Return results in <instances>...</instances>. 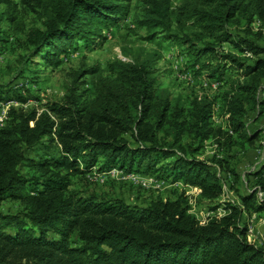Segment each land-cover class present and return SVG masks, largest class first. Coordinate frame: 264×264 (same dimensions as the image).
I'll return each instance as SVG.
<instances>
[{
    "label": "trees",
    "instance_id": "16d2710c",
    "mask_svg": "<svg viewBox=\"0 0 264 264\" xmlns=\"http://www.w3.org/2000/svg\"><path fill=\"white\" fill-rule=\"evenodd\" d=\"M130 5L131 0H0L16 24L22 9L43 13L42 26L29 30L24 44L30 62L38 58L35 64L44 67L57 66L78 41L86 48L102 42L103 31L126 20ZM134 15L148 40L161 29L184 48L192 66L204 59L199 70L208 79L221 81L226 68L240 73L243 82L223 100L226 128L212 126L207 97L180 105L157 94L151 67L137 60L107 64L113 78L99 80L90 102L76 93V83L96 68L75 77L65 98L41 111L10 107L0 128V206L10 201L22 209L15 215L0 211V264H264V246L248 241L243 224L244 215L264 211L256 195L264 193V167L250 175L253 189L237 194L240 205L227 204V216L205 225L188 214L181 190L145 207L71 190L74 178L87 181L93 169L103 174L118 168L196 187L198 203L214 206L223 196L218 172L235 176L230 150L252 147L262 133L249 132L245 118L249 110L256 120L264 117V43L254 41L264 39V29H251L255 21L264 25V0H143L141 15ZM233 25L251 38L231 34ZM225 44L255 59L248 64L249 58L224 53ZM209 141L226 157L198 159ZM54 144L57 158L26 157Z\"/></svg>",
    "mask_w": 264,
    "mask_h": 264
},
{
    "label": "rangeland",
    "instance_id": "374dc122",
    "mask_svg": "<svg viewBox=\"0 0 264 264\" xmlns=\"http://www.w3.org/2000/svg\"><path fill=\"white\" fill-rule=\"evenodd\" d=\"M142 1L131 0L130 13L126 20L117 27L103 31L102 42L95 41L91 48H86L83 42L78 41L74 44V50L61 58L55 67L36 65L38 58L31 63L30 54L24 44L25 34L33 28L42 26L45 20L43 13L41 11L32 13L22 9L16 24L10 20L7 9L0 6V93L2 94L0 119L6 118L10 107L35 108L41 111L48 102H60L65 98V93L75 77L85 70L96 68L95 75L81 74L76 83L78 88L76 93L82 95L85 102H90L96 93L99 80L113 78V75L106 70L107 64L118 59L125 63L133 60L147 62L152 69L151 76L154 80L155 92L168 95L172 104L179 102L180 105H186L194 97H207L212 100L210 119L212 126L226 128L227 116L223 108V100L237 84L243 82L240 73L226 68L221 81L208 79L199 70L205 60H201L197 66H192L191 59L184 53V48L168 40L161 29L154 31V38L148 40L149 33L137 27L133 19L134 14L141 15ZM14 2L19 3L20 0H14ZM251 29L253 33L263 31L264 25L255 21ZM228 31L238 37L251 38L244 34L242 27L233 25L228 28ZM254 41L259 45L264 43V39ZM223 49L224 53L232 52L249 58L248 64L255 59L250 52L239 54L228 44L223 45ZM21 100H25V103ZM256 118L255 111H247L245 118L247 130L250 132L256 129L262 132L253 146L245 145L242 149L236 145L230 150V155L233 156L230 166L235 176L218 172L223 180V196L214 205L218 208L227 207V204L240 205L237 194H246L253 189L254 178L250 175L264 167V117L257 120ZM4 122L0 124V128ZM233 140L238 143L241 139L235 136ZM59 155L60 150L57 144H54L51 149H45L44 145L38 146L26 153L27 158L37 161L57 158ZM224 157H226L224 151L214 142L209 141L204 143L197 158L211 161L212 158L218 160ZM87 179V181H79L78 178H74L71 190L95 194L107 200L121 199L132 206L145 207L156 197L170 199L174 191H182L181 186L177 187L176 182L165 181L154 175L139 178L136 174H125L118 168H112L103 174H98L93 169L87 175ZM260 200L264 202V193ZM188 205V214L195 219L198 207L200 209L214 208L213 205L199 204L198 199L193 204L194 210L190 204ZM21 209L18 203L10 201H5L0 206V211L5 215L18 214ZM244 216L243 224L248 241L264 246V211ZM50 237L55 238L51 235ZM73 240L76 245L79 244L76 238Z\"/></svg>",
    "mask_w": 264,
    "mask_h": 264
},
{
    "label": "built area",
    "instance_id": "2783aa9c",
    "mask_svg": "<svg viewBox=\"0 0 264 264\" xmlns=\"http://www.w3.org/2000/svg\"><path fill=\"white\" fill-rule=\"evenodd\" d=\"M5 120H6L5 117L0 119V124L2 125V123ZM138 177L141 178L144 176L138 175ZM263 177H264V171H263ZM176 185L181 186V189L184 192L185 197H187L188 204H190L194 210L193 204H194L195 200L198 198V196L200 194V190L196 187L185 186L181 182H176ZM256 195H257L258 199L262 198V192L260 190L257 191ZM206 208H208V207H204L203 209H200L198 207V209H197L198 214L196 213V219H197L199 225H205L206 223L209 222V220H211L213 218H222V217L227 216L230 213V211L224 206L219 207V208L218 207L210 208V209H206ZM250 232H251V230H250Z\"/></svg>",
    "mask_w": 264,
    "mask_h": 264
},
{
    "label": "crops",
    "instance_id": "0c3cea01",
    "mask_svg": "<svg viewBox=\"0 0 264 264\" xmlns=\"http://www.w3.org/2000/svg\"><path fill=\"white\" fill-rule=\"evenodd\" d=\"M155 177V176H154ZM178 185V184H177ZM177 187H180V186H177Z\"/></svg>",
    "mask_w": 264,
    "mask_h": 264
}]
</instances>
